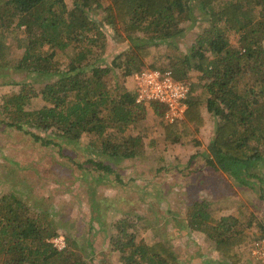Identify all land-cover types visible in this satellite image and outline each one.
Here are the masks:
<instances>
[{
  "label": "trees",
  "instance_id": "obj_1",
  "mask_svg": "<svg viewBox=\"0 0 264 264\" xmlns=\"http://www.w3.org/2000/svg\"><path fill=\"white\" fill-rule=\"evenodd\" d=\"M94 8L106 12V24L116 28L120 23L130 42L112 61L114 65L123 56L127 75L142 68L149 47L145 44H169L180 34L190 35L186 52L170 63L176 78H184L190 69L196 71L200 93L186 99L187 108L180 118L164 123V139L198 146L201 141L197 132L206 125V116L212 115L216 121L207 150L189 159L201 156L207 165L237 177L241 184H247L249 177L264 180V173L255 171L264 165L260 152L264 148V0H112L107 6L102 5V0H71L70 7L65 0H0V67L11 63L5 56L11 48L5 38L11 34L15 48L22 49L14 67H26L33 82L51 80L39 93L32 83L17 82L22 91L13 95L5 108L12 105L21 112L23 100L27 99L24 91L29 90L33 97L37 93L45 101L39 112H23L25 117L34 118L36 125L40 121L45 129L62 126L57 136L72 144L79 141L77 128L96 134L101 153L109 156L110 162L120 156L136 155L134 142L138 147L142 137L126 136L124 132L136 122L138 109L153 107L154 113L163 117V106L154 101L136 102L134 85L133 90L112 93L102 79L112 71L110 66L84 62L86 57L80 50L67 67L61 68L54 61L59 50L82 38V30L101 29V24L88 16ZM20 28L23 33L19 36ZM97 34L104 36L101 30L93 33L89 37L91 44L97 43ZM228 34H233V42ZM30 134L34 141L46 146L55 143L54 139L47 141L48 136ZM96 165L110 171V166L102 162ZM120 178L116 175V179ZM198 215L207 217L203 209ZM192 221L199 224L197 228L204 223L198 222V216ZM241 222L240 212L222 216L218 220L222 236L211 238L215 250L234 262L242 259L250 242L248 234L236 226ZM146 229L144 226L136 234L119 228L122 235L114 239L122 263L178 264L171 244L158 236L146 242L135 241ZM57 234L63 235L31 217L24 200L0 197V264H85L77 255L74 258V251L65 255L68 247L58 250L47 240ZM123 235L125 242L120 238ZM247 257L251 259L249 254Z\"/></svg>",
  "mask_w": 264,
  "mask_h": 264
},
{
  "label": "rangeland",
  "instance_id": "obj_2",
  "mask_svg": "<svg viewBox=\"0 0 264 264\" xmlns=\"http://www.w3.org/2000/svg\"><path fill=\"white\" fill-rule=\"evenodd\" d=\"M111 1L102 0V5H110ZM65 2L71 6V0ZM88 16L94 23L99 22L101 29L91 26V31L82 30V38L76 44L58 51L55 63L61 68L67 67L80 50L85 54L84 62L110 66L112 71L102 79L112 93L133 90L134 74H126L124 57L112 64L114 57L130 46L121 24L116 28L106 24V12L102 9H91ZM100 30L104 36L97 34V43L91 44L89 37ZM22 33L20 28L17 34ZM228 36L233 42V34ZM191 39L189 34H180L169 44H145L149 47L142 67L170 68L175 73L170 62L180 59ZM5 42L7 47L11 43L5 52L11 63H7L9 67H0V197H19L27 203L31 217L63 234L54 235L48 241L64 236L65 249L68 247L64 254L74 251V258L79 257L85 264H123L120 252L115 249L114 238L122 235L119 228L137 234L145 226L147 229L135 241L146 242L158 236L171 244L178 264H264L247 257L249 247L238 262L231 257L224 258L211 240L222 236L218 220L233 212H240L242 222L236 226L248 234L250 242L264 236V180L254 181L249 177L247 184H241L237 177L231 178L221 169L207 165L201 156L189 159L190 155L207 150L216 117L206 116V125L197 132L201 143L194 146L190 142L171 143L164 139L163 117L156 115L153 107L140 108L136 122L127 127L124 135L138 134L143 143L137 147L134 142L135 156H120L116 162H110L111 158L101 153L100 138L96 134L77 128L79 141L67 143L57 136L62 126L45 129L42 122L36 125L34 118L25 117L24 111L39 112L45 106L41 95L35 93L33 97L25 90L27 99L23 100L21 112L12 105L5 108L6 102L22 91L17 82H30L39 93L51 81L33 82L26 67H14L22 49L15 48L11 34ZM196 73L190 69L184 76L192 82L189 99L200 93ZM252 120L257 124V119ZM18 124L20 128L16 127ZM31 132L48 136L47 141L54 139L55 143L46 146L34 141ZM260 152L264 156L263 147ZM96 162L110 166V171L100 169ZM255 171L264 173V165ZM116 175L121 176L120 180ZM200 209L205 210L207 217L198 215ZM197 216L198 222H204L201 228L192 221ZM124 237H120L122 242L126 241Z\"/></svg>",
  "mask_w": 264,
  "mask_h": 264
},
{
  "label": "built area",
  "instance_id": "obj_3",
  "mask_svg": "<svg viewBox=\"0 0 264 264\" xmlns=\"http://www.w3.org/2000/svg\"><path fill=\"white\" fill-rule=\"evenodd\" d=\"M136 102H157L163 106V119L167 123L180 118L187 108L186 98L191 90L189 79L176 78L170 69L143 67L133 73ZM53 246L62 250L65 246L63 237L51 239ZM249 256L264 263V236L252 240L248 246Z\"/></svg>",
  "mask_w": 264,
  "mask_h": 264
},
{
  "label": "clouds",
  "instance_id": "obj_4",
  "mask_svg": "<svg viewBox=\"0 0 264 264\" xmlns=\"http://www.w3.org/2000/svg\"><path fill=\"white\" fill-rule=\"evenodd\" d=\"M145 67H148V66H145ZM143 68V67H142ZM151 68V67H150ZM156 68V67H155ZM141 69V68H140ZM159 69H161V68H159ZM171 70V69H170ZM172 71V70H171ZM172 73H173V71H172ZM180 79H188V78H180ZM190 80V79H189ZM191 81V80H190ZM192 83V82H191ZM191 89H192V86H191ZM190 93H191V90H190V92H189V94H188V96H187V98L189 97V95H190ZM186 98V99H187ZM65 248V247H64ZM63 248V249H64Z\"/></svg>",
  "mask_w": 264,
  "mask_h": 264
}]
</instances>
